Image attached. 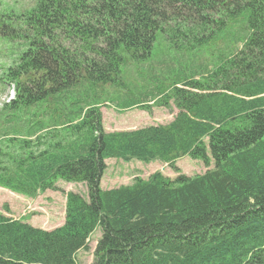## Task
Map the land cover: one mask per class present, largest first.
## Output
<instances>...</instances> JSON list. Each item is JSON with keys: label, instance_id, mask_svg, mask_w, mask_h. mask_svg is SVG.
Masks as SVG:
<instances>
[{"label": "trees", "instance_id": "16d2710c", "mask_svg": "<svg viewBox=\"0 0 264 264\" xmlns=\"http://www.w3.org/2000/svg\"><path fill=\"white\" fill-rule=\"evenodd\" d=\"M9 17L17 55L0 81L15 97L0 111V188L36 199L61 180L88 197L68 193L49 232L0 214V264H77L96 229L93 264H264V0H35ZM143 62L144 77L158 75L138 96L154 91L177 115L103 132L95 107L127 95V66ZM135 100L123 107L146 102ZM183 157L213 169L99 187L105 160L178 173Z\"/></svg>", "mask_w": 264, "mask_h": 264}, {"label": "rangeland", "instance_id": "374dc122", "mask_svg": "<svg viewBox=\"0 0 264 264\" xmlns=\"http://www.w3.org/2000/svg\"><path fill=\"white\" fill-rule=\"evenodd\" d=\"M34 4L35 0H0V77L5 73L7 67L12 66L15 60L16 56L11 53H17L16 47L12 52L8 51V45L10 44L8 43V36L4 29V26L12 20V18L9 17L10 13H23L31 9ZM159 38L160 40L156 43L159 48H155L164 51V45H160L163 43L161 40L162 38ZM164 43L166 42L164 41ZM168 52H173V50H169ZM185 54L187 55L186 52ZM198 62L199 60L196 58L195 64L193 65L194 71H197ZM146 63L147 62L137 63V65L140 66L137 69H133L134 66L132 65L128 67V72L131 75L128 89L131 91L134 98L137 96L139 102L146 101L145 103L149 104L153 96H155L154 91L148 94V99L136 95L141 92L142 89L140 87L143 86L144 79L150 76L147 74V76L144 77L141 72L142 69H147L146 66H141ZM181 64L184 66L183 69H185L187 68L188 62L184 60ZM174 69L178 70L176 67H174ZM152 73L151 76L153 80V77L157 76L158 73L155 71ZM11 95L12 92L8 86L0 85V111L3 105L8 103ZM111 97H114V94H112ZM122 104L123 99L119 98L118 100H109L108 105L100 107L103 132L113 133L131 131L150 126H165L169 124L177 114V110L171 103L168 108L154 107L149 104L151 110L149 114L142 111L140 108L123 110L121 109ZM18 137L23 138L22 135ZM103 164L105 170L99 182V187L103 191L129 186L137 178L146 181L151 175L157 172L171 180L177 176L176 172L170 169L168 164L161 162L145 164L133 160L125 163L121 160L108 159L105 160ZM174 166L178 169L180 174L186 177L203 175L207 170L213 169V164H211L209 168H206L200 161H194L187 157L177 160ZM68 193L79 195L85 200H87L88 197V190L84 183H66L61 180L56 182L55 189H48L43 194L37 196L36 199L24 198L0 189V214L8 219L24 221L36 229L43 231L56 230L64 224L65 202ZM100 237L101 230L96 229L89 238L87 250H82L77 253V264H93L95 248Z\"/></svg>", "mask_w": 264, "mask_h": 264}]
</instances>
